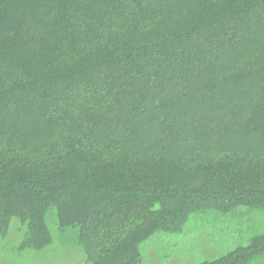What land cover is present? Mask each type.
<instances>
[{
	"label": "trees",
	"instance_id": "16d2710c",
	"mask_svg": "<svg viewBox=\"0 0 264 264\" xmlns=\"http://www.w3.org/2000/svg\"><path fill=\"white\" fill-rule=\"evenodd\" d=\"M51 209L86 264L264 210V0H0V232L41 249Z\"/></svg>",
	"mask_w": 264,
	"mask_h": 264
},
{
	"label": "rangeland",
	"instance_id": "374dc122",
	"mask_svg": "<svg viewBox=\"0 0 264 264\" xmlns=\"http://www.w3.org/2000/svg\"><path fill=\"white\" fill-rule=\"evenodd\" d=\"M54 210L47 212L46 223L51 243L41 249L19 247L23 226L12 218L5 233L0 232V264H86L82 248L76 242L77 227L64 231L55 225ZM192 215L179 233L155 234L139 246L144 263L196 264L214 259L248 241V236L264 230V210L242 216L207 212ZM171 262V263H170ZM248 264H264V257Z\"/></svg>",
	"mask_w": 264,
	"mask_h": 264
},
{
	"label": "crops",
	"instance_id": "0c3cea01",
	"mask_svg": "<svg viewBox=\"0 0 264 264\" xmlns=\"http://www.w3.org/2000/svg\"><path fill=\"white\" fill-rule=\"evenodd\" d=\"M62 231H64V230H62ZM171 263V262H170ZM147 264H149V263H147Z\"/></svg>",
	"mask_w": 264,
	"mask_h": 264
}]
</instances>
